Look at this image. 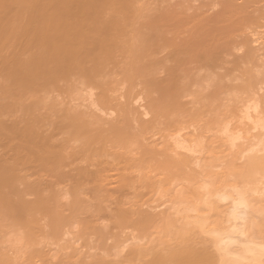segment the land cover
I'll return each instance as SVG.
<instances>
[{"label": "bare ground", "instance_id": "1", "mask_svg": "<svg viewBox=\"0 0 264 264\" xmlns=\"http://www.w3.org/2000/svg\"><path fill=\"white\" fill-rule=\"evenodd\" d=\"M246 1H248V0H246ZM246 1L244 0L243 1L244 4L243 5L240 4L239 9H238V13L242 14L244 16L243 20L246 19L247 15L249 14V16L247 17L248 19H246V21H244V25H246L247 23L250 25L257 23V21H256L257 19L256 20L250 19V16H253L255 18H259L260 20H262L261 22L264 23L263 22L264 21V9H263L264 6L261 5L263 10H261V7L258 6V3L259 4H261L260 2L264 3V0H252L251 4H249ZM150 2H151V0H150ZM256 3H257V5L255 6L254 4H256ZM147 6H148V4L145 0H0V59H1V66L4 67L3 68L4 70H5V68L8 69V74H9L8 80H7V78H6L7 81L5 80L6 83L3 82L4 83L3 86H0L1 87V89H0L1 101L5 98H8V101L6 103L0 104V214H1L2 218L5 219L6 215L8 216V214L6 213V209H5V207H7L9 210L11 209L10 211L7 209V212H9V214L14 212L15 213L14 215H16V217H17V218H15V217L12 218V222H10L9 217H7L8 222L6 223V225H2L3 223H5L6 220L2 221V218L0 219L3 222V223H0L2 225V226L0 225L1 226L0 227V234H1V232L3 233V230L1 228H7V227H8V232H12V236H13V234H15V237H14L15 241L11 245L13 255H11V253L9 255L7 252L4 251V249L2 251L1 246H0V264H10L11 262H13L14 260H16L17 258H19L21 256H22L21 258L23 260H26V258H27L28 262H31V264H34L37 261V259L41 260L40 258H42V260H41L42 264L44 263V260H45V262L48 261L46 259L47 258L49 259L50 257H46L45 259H43V257H42L45 253L42 250L43 248L40 247L42 245H40V242H38L39 240L37 241L38 238L36 239V235L38 232H39L38 233V235H39L41 232L44 231L43 228L46 226L47 223L44 224V227H43V224H41L40 221L43 220L42 217L45 216L46 214L48 217L49 216L53 217V218L51 217V219H48L49 223H50V221L52 223L54 222L55 224L57 222L63 223V221H61L63 217L62 218L61 217L56 218V217H54L55 214H54V216L52 214L54 211H56V213H57V207H61V205H62V204L59 205L60 204L59 198L61 197V195H65L66 198L70 199V200L67 199L68 201L66 202L67 205L70 206V208H76V209L82 208L81 210H79L80 211L79 213H81V212L87 213V211H90V210H88L90 205H88L87 203H89L91 201H95L94 199L98 197V196L96 197V195L107 198V200H108L109 197L111 198L112 196H114L113 194L116 190L123 189L124 192H126L127 190H125V189H128L130 187L131 188L134 187V184L132 182H134L135 179L132 180L131 177H135L134 174L136 173L137 168L140 169V167L144 166V168H142V169H145L148 166L150 168V166L152 165L151 163H148L150 161L149 159L146 160V159H144L143 155L141 156L142 153L140 154L139 150H142V149H138V148H140L138 141H137L138 135H136L135 132L133 133L130 131V134H128L130 137H133L134 143L131 142L130 138H128L129 136L125 135L126 139L123 137L124 133L121 132L122 129L119 128V126H118V122H119L118 119H120V120L125 119L126 123L128 121V123L130 124V122H129L130 119H127V118H130L129 115H131V118H132L131 120H133L134 124L137 123V126L138 125L140 126L143 133H144V131H145V133H147L148 130H150L151 125L153 128L154 127L153 123L154 122L157 123V119L159 120L158 123H161L160 122V118H162L161 116H163L164 114L168 115L169 110L165 113L164 108L162 111V109H160L159 107H158V109H157V107H153V105H155V104H152V107L157 109L156 111L152 110V112H154V114H152L154 116H152L150 114L152 107H151V109H149L150 106L148 107V105H145L146 102L141 101L142 102L141 103L139 101L142 99L141 95H140L141 92L139 93V91L136 92L137 95L135 93H133L134 96L132 95V97H130V95H129L132 92V90L130 93H128L129 91L125 92V94L123 93V91H122V93L120 91V93L122 94V99L124 98V95L126 97V98H124L125 101L123 99L124 102L121 99H120V101H122V102H120L118 96L120 95V98H121V94H119V92H116V90H117L116 83L119 82L120 78L116 81L113 79L114 76L111 79L110 78L111 76L108 77V75H107V78L104 77V81L103 80L101 81L100 77H101V73H103V72H101V70H100L101 73L100 72L95 73L96 70L98 69V67L97 66L95 67V64H94L95 62L92 63L94 61V59H96V57H95L96 54L94 55L95 58L90 59L92 61H90V66H89V68H91L92 67L91 63L93 64V67H95V70L92 67V71L94 70V72L92 73L91 71H89L87 69L89 64L86 65V69H85V67H83L82 71L78 70L77 80L80 79V80H78V84L80 87L81 86L83 87V85L85 84V86H87V88L90 87L92 89V94H95V96L91 97V95H90L91 93H89V91H88V93L90 95V99L89 98H87V99L91 100L92 102L94 100H96V103L94 102L95 106L98 107L99 109H102V110L104 109L106 111V114H105V113H103L104 110H103V112H102V110H99V112L101 111V113H103L101 115L106 116L108 114V112L111 113L113 111V113H111V115L113 114V117H114V114L116 115L115 111L120 110V111H118L119 118L117 115L113 118V119H115L114 123L116 122V118H117L116 124H112V121L109 120L110 117H109V119H104L103 116H102L103 118H101L100 116L99 117L96 116L94 118V120L91 122V124H92L91 125L85 121V117H86L85 112L84 113L81 112V113H79L80 115L75 116L74 114L69 112V108H67L62 114L59 115L58 109L56 108V106L58 105L57 102L55 101L56 99L55 100L50 99L47 96V94H48L47 93L48 83L51 80L56 79L58 77L57 75L62 73L65 67L67 68L68 66L71 65L70 69H69L70 71L68 73H70V72L72 73L73 78L70 80L73 81L72 83H75V81H74L75 72L73 69L74 67H72V64H75L74 62L77 63V61H76L77 56L82 51H84V52L86 51V48L88 46V42L90 40L92 41V39H94L93 36L97 35V34L96 35L91 34L92 35L91 36L90 34L87 33V31L85 32V34H80L79 28L82 29V27H84V29L87 30V28H85V26H88V28H89L90 25H97V27H101V28L107 27V26H109L110 28L112 27V29H108V32L106 30L107 36L105 35V39H104L105 50H106V46L109 49H111V48L113 49V47L115 45V47L113 49L114 51L117 47H118L117 48L118 50L122 51V47L120 45H123V48L125 45L126 51L130 52L129 55L132 56L133 52L136 55V52L134 51L133 48L136 49L137 45H138V47H140L139 42L141 43V39H142V41L144 40L142 38L143 34H144V37L146 39L148 37L145 36V34H147V33L143 29L144 27L139 29L140 31L134 29L133 20L136 21V19L140 20V18H144L147 14V9H148ZM151 6H152V4H151ZM257 6H258V8L255 9V7H257ZM249 8H251V10H249ZM252 9H254L256 11V13L259 12V14L256 15V13H255L256 16L252 15V13H250V11L254 13V10H252ZM75 11H78L80 13L79 15L82 17H80L79 15L77 18H75L74 16L72 17V14ZM247 20H248V22H247ZM249 20H250V22H249ZM164 21H165V19H164ZM251 21L253 22V24ZM136 25H138V24H136ZM250 25H248V27H250ZM260 25H263L262 28H264V24H260ZM148 27L149 26H147V28ZM152 27L153 26L151 25L150 26L151 29L148 28L150 33H151V30L152 31L154 30V29H152ZM256 27L257 26H255V29H254V25H253V31L254 30L257 31ZM244 28H246V26H244ZM89 30L90 29H88V32H89ZM101 31H102V29H101ZM142 31H143V34H142ZM255 31H254V37L252 38V40L249 39L250 41H248V42H247V40L244 42L242 41L243 43H245L244 44L245 46L243 45V47H245L244 48V50H245L244 51L245 61H246L247 56H248V58L250 57L249 55L253 56V57L249 58V61H250L252 58L253 59L255 58L254 55L256 54V52L258 53L260 50H262V51L264 50V48H262V46L264 47V34L261 35L262 33H264V31H262V33H261V30H260V32L258 30L259 34H257V32H256V36H257L256 38H255ZM98 32H99V29H98L97 33ZM246 34H245V36H246ZM251 34H253V33H251ZM115 37L116 38L120 37V38L117 41V40H115ZM150 38L152 39V37H150ZM162 41H165V37H164V39L162 38ZM145 42L147 43V41H145ZM14 43H15L16 47L19 44L18 45L19 47H17V49H16L15 45H13ZM16 43H18V44H16ZM250 43H252V44L257 43L258 45H256L257 47L255 46L254 48H252V46H254V45H251ZM164 44L165 43H163V45ZM96 45H97V43H96ZM134 45H136V47ZM6 46L7 47L11 46V49L13 47H15L17 52L12 49L13 53H11L12 51H10V55L8 52L7 53L8 57H5V54H3L1 51L3 50L2 48H4V47L6 48ZM89 46H90V44H89ZM239 46H241V45H239ZM100 47H101V44H100ZM138 47H137L136 51H138ZM260 47H261V49H260ZM144 48H145V46H144ZM148 48H149V45L146 48L147 52H148ZM240 48H242V47H240ZM97 49H99V47ZM246 49H247V51H246ZM253 49L254 50L256 49L257 51L256 50L253 51ZM101 50H100V52H101ZM105 50H104V52H105ZM146 50L144 49L143 51L146 52ZM87 51H88V49H87ZM92 51H91V53H92ZM262 51H260V53ZM4 52L6 53V49ZM95 53H97V52H95ZM115 53H117V52H115ZM127 53L125 52L126 55H124V57H122V55H121V57L125 58V56H128ZM149 53H150V51H149ZM246 53L248 54L247 56H246ZM252 53L254 55H252ZM93 54H94V51H93ZM110 54H112V53H110ZM113 54H114V52H113ZM143 54H144V52H143ZM263 54L264 53H262V55ZM106 55H108V53ZM262 55L259 54V56H262ZM99 56L100 55H97V57H99ZM209 56H211V54H209ZM259 56L257 55V58ZM59 57H61L62 60H64V59L67 60L68 65L64 64L65 63L64 61H62V64L60 65L59 64V60H60ZM86 57H87V54L85 55V60H86ZM144 57H145V55H144ZM78 58H79V56H78ZM82 58L84 59L83 56H81V59ZM136 58H137V56H136ZM136 58L133 61L136 62ZM173 58H174V56H173ZM176 58H177V56H176ZM81 59L80 60L78 59L80 64L82 63ZM98 59H100V58H98ZM110 59L111 58L109 55V59L106 58V61H108ZM114 59L116 61V57ZM141 59H142V57H141ZM146 59H147V57H146ZM236 59H238V58H236ZM260 59H262V58H260ZM221 60H222V57H221ZM115 61H114V64H116ZM130 61H132L131 57H130ZM137 61H138V59H137ZM88 62H89V58L87 59L86 64ZM112 62H113V60H112ZM127 62H128V60H127ZM83 63H84V60H83ZM235 63H237V61L234 62L233 64H235ZM243 63H244V60H243ZM258 63L261 64V62H259V61H258ZM96 64H98V62ZM230 64H231V62H230ZM249 64L251 65L252 62L250 61ZM75 65L77 66L76 69H78V63ZM216 65H218L217 62H216ZM246 65H247V68L250 67V66H248V63L245 64V67H246ZM106 66L107 65H105V67ZM110 66H112V63ZM116 66L117 65H115V67ZM139 66H140V64H138V68H139ZM209 66H213L212 63L209 64ZM241 66H242V63H241ZM2 67L0 68V70L2 69ZM71 67H72V69H71ZM99 67H100V69H102L103 65H101V66L99 65ZM134 67H135V65H134ZM117 68H118V66H117ZM129 68H130V66H129ZM258 68H261V67H258ZM112 69H114V66L112 67ZM132 69H134V68L132 67ZM147 69H148V67H147ZM150 69H151V67H150ZM108 70L110 71V68H108ZM145 70H146V68H145ZM231 70H232V76L233 77L236 76L237 75L236 70H235V75H233V69H231ZM246 70L247 69H244V73L247 74ZM114 71H116V69ZM250 71H252V70H249L248 73ZM141 72H142V69H141ZM242 72L243 71L241 70V75L239 76V78L242 77ZM253 72H254V69H253ZM256 72L258 73L257 69H255V75H256ZM260 72L262 73L261 69H260ZM230 73H231V71H230ZM244 73H243V76L245 75ZM143 74L145 75L144 72H143ZM153 74L154 73H152V75ZM221 74H223V72H221ZM251 74L249 73V75L247 76V78H245L242 85L243 86L245 85V88L243 87L245 91L246 90L250 91L249 89H251V92L253 93L254 89L257 92V89L260 88V85H259V87L257 86V89H256L257 84H256V82H254V77H255L254 74L252 75L254 77L251 76L253 78L254 84L250 83V80L252 81V78H249V76ZM215 75L216 74L213 73L212 76H215ZM1 76H2V74H1ZM131 76H132V74H131ZM218 76H219V74L217 75V78H218ZM237 77H238V75H237ZM123 78H125V76L122 77V80H123ZM248 78H249V80H248ZM3 79H4V75H3ZM63 79H64V77H63ZM128 79L129 78H125L126 83H124V84H127L130 81V80L128 81ZM136 79H137V76H136ZM236 79L234 78V80H236ZM263 79L264 78L262 77L261 80L263 81V84L261 82V84H262L261 89H263L262 86L264 85ZM70 80H69V82H70ZM122 80L120 79V81H122ZM140 80H141V78H140ZM156 81L158 83H160L157 79H156ZM247 81H248V83L246 85ZM69 82L67 80V83H69ZM131 82H132V80H131ZM166 82L167 81H164V83H166ZM241 82H242V79H240L239 83H241ZM76 83H77V81H76ZM257 83H260V82L257 81ZM124 84L122 83V86ZM136 84H138V82ZM161 84L163 86V83H161ZM236 84H237V87L241 86L240 84L238 86V83H236ZM71 85L72 84L66 86V88H67L66 91L68 93V99L69 98L72 99V97H74L73 94H71L72 93V90L70 89ZM153 85H154V83H153ZM156 85H157V83H156ZM175 85H176V83H175ZM178 85L179 84L177 83L176 86L178 87ZM248 85H250L249 89H247L249 87ZM252 85H254V87ZM74 86H76V85H74ZM120 86L121 85H119V87ZM162 86H161V88H162ZM77 87L78 86H76V88ZM80 87L78 88V90H80ZM124 87H126V86H124ZM130 88H131V83H130ZM164 88H165V86H164ZM241 88H242V86H241ZM52 89H54V88H52ZM73 89H74V87H73ZM149 89H151V85H150ZM175 89H176V87H175ZM175 89H173V91H175ZM179 89H180V86H179ZM179 89H178V91H179ZM95 90H97V91H95ZM135 90H137V88ZM240 90L242 92V89H240V87H239L237 91L240 92ZM81 91H82V89H81ZM51 92L53 93V91H51ZM90 92H91V90H90ZM241 92H240V94H241ZM262 92L264 94L263 90H262ZM126 93L128 94V97L130 98V100L128 98L129 101H131L133 99V100H135L134 102L132 100L133 103H135L137 101L140 104L138 105L136 103L137 104V107H136L134 104L132 106V103H130L129 101L126 102V100H127V96H126L127 94ZM153 93H155L154 88H153ZM58 94H59V92H58ZM83 94L84 93H82V95ZM142 94H143V92H142ZM263 94L262 93L257 94L259 96L262 95L261 97H259V96L257 97V98H259V102L261 100L260 104L257 102L258 106H257V104H254L251 102L253 100V97L250 94V95H246L243 97L246 100L249 98V100H247V101L251 102L252 105L254 104L253 106H250L249 104L246 103V101L245 102L243 101L244 102V107H243V105H241L243 102L239 103V101H238L239 105H236V108H233L234 110L238 109V110H236L237 115L235 114V111H232L233 110L232 109L231 110L232 114H230V113L229 114H223V115H226V116H224L225 118L224 117L222 118L223 115L219 114V116H221V117L219 118L218 122H216L217 118L215 121H214L213 116H212V118H210V122L212 119V123L214 121V123L216 122L215 123L216 126H218L217 130H216V126H215V131H217L218 133L221 134L220 140L222 141L223 140L222 138H224V141H223L224 143L221 142V144H220L221 146H218V147L213 146L215 149H213V151H211L210 155H212V157L207 154L208 151L206 153L207 147L210 146L211 144L207 145L206 143H208L207 142L208 140L206 141L205 137H204L205 138L204 139L203 137H201L198 134L199 132L201 133V131H199V130L206 128L203 126V127H201L202 128L201 129L200 128L201 123L202 122L206 123V121H208V120L206 119L203 121V120H201L203 118L202 117L200 119L201 122H200V120H198L200 122V124L198 125L197 124L198 121L196 119L199 117V115L198 114L195 115L194 113H193V115H194L195 119L193 118L192 120H193V122L195 120L197 121V123L194 122V125H195L194 128H196V126L198 125L199 130H197V128H196L198 133L196 130L195 131L191 130L194 134H192V132H191V134L187 135L190 137L187 138L185 132L187 131L186 129H188V127L185 129L184 128L185 126L179 127L177 125L175 127L176 132L173 131V133H170L171 134L170 137H173V135H174V139L170 138L171 140H173V141H171L172 145L169 142L170 140H168V143L170 145H168L167 140H166L165 146L167 145L166 147H168V146H170V147L166 148L164 146L166 150L165 149L163 150L164 147H162V149H160V148L158 149L159 151L162 150L165 152L167 150H169V148L171 150H173V151L169 150L172 155H173L172 152H175L173 156L171 154H169V155L166 154V155L172 157V158L169 157L170 159H168L167 161H169L173 166H175V168L182 169V172H183V168L186 169L185 167H187V166L192 167L193 166L192 164H194V166H195V167L193 166V168L195 170L197 169L196 174H195L194 169H192V168L188 169L187 168L188 170L192 169L191 171L194 172L193 175H195V177L198 174L197 177L194 179H193V176L191 175L190 178L192 180H190V182H189L190 184H192L191 185L192 188H190V189H191V192L193 193V197H194V193H195V197H194L195 200L194 199L193 200L191 199L189 201L183 200V198H184L183 191L186 194L189 193V192H186L185 189L184 190L182 189L183 190L182 191L179 188V189L175 190L176 192L174 191V193H172L173 192L172 191L171 193L173 194L172 195L173 199H171V200H173V202L175 200V202L173 203L170 200L171 201L170 203H173L172 208L175 207L174 210L172 209L175 212L174 217L178 216V218L175 220L176 217L175 218L173 217L174 219L171 217V219H170L169 217L171 215L168 216V214H167L168 217H166V218L171 223H167L168 221L164 222L166 219L165 220L162 219L161 222L165 223V225H166L165 228H167V226H168V229H170L171 228L170 225L172 224L173 226L171 229H173V230H177V228L179 229V230L175 231L174 234H172V233H171V235L167 234L168 236H170L171 240H172V238H173V240L174 239L178 240V238H181V237L183 238V236H184V238L191 236V237H196L198 239H202V242L205 244L203 256L201 255L203 257L202 258L203 260H202V262L200 261L202 264H261V259L264 258V257H262L261 251H260V245L264 244V240L262 241V239H259L260 237L258 238L259 234H261V233H259L258 236H256L257 233H255V231L258 228L255 230H252V228L256 227V225L254 226V223H256L257 221L258 222L260 221V219L258 220L255 218H257L256 215L260 214L259 211L261 209L258 208V206H260L259 202H260V200H262L261 198H264L263 197L264 196V161L260 157L258 158L259 160L258 159L250 160V158H248L250 161L244 162L246 166L242 165L243 166V167L241 166L242 170H241V168L237 169L239 172H236V170H235L236 168L233 169L234 167L228 165L231 168L226 167L225 170H227V171L223 170L224 171V173L222 174L223 177L222 176L219 177L217 175H216L217 176L216 177L215 176L216 173L214 174V176L211 175L212 169H213L212 167L214 166L213 164L215 163V161L213 162V159H216V157H215L216 154L214 153V155H213L212 152L216 151V148H220L223 146L224 148L226 147L227 150L231 149V151H233L232 149H234L237 146V143H240L242 141L244 143L241 142L242 148H240V150L238 151V154H239V158H241V159L243 158V160L246 158L247 155H249V153L251 154V157H252V155H254V154L263 152L262 151V150H264V148H263V145H264V95ZM138 95H140V96H138ZM143 95H145V94H143ZM155 95H156V93H155ZM158 95H159V93H158ZM198 95H199V93H198ZM233 95H234V92H233ZM243 95H245V94H243ZM160 96H162V95L160 94ZM165 96H166V94H165ZM201 96H202V94H201ZM253 96H254V94H253ZM94 97H95V99H94ZM139 97H140V99H138ZM142 97H143V99H145L144 96H142ZM231 97H232V95H231ZM170 98H172V96H170ZM257 98L254 97L255 100ZM59 99H60V97H59ZM59 99H58V101H59ZM177 99L175 100V97H174L172 99V101L175 103V101H177ZM181 99L182 98H181V94H180L179 101H181ZM195 99H196V97H195ZM233 99H234V97H233ZM233 99H232V104H234ZM244 99H241V101ZM167 100H168V98H167ZM197 100H199V99H197ZM228 100H229V98H228ZM147 101H148V99H147ZM194 101L195 100L193 99V104L196 105V102L194 103ZM199 101H198V104H199ZM202 101H203L202 103H204L203 99H202ZM75 102H76V100H75ZM205 102H208V100L205 99ZM213 102H216V101H213ZM174 103H173V105H175ZM143 104H144V106H146L145 108L143 107ZM193 104L191 101L190 105L192 107H194ZM236 104H237V102H236ZM81 105L82 104H80V106ZM164 105L166 108V104H164ZM169 105H170V103H169ZM213 105H212V107H213ZM222 105L224 106V103H221V106ZM80 106H79V108H80ZM199 106H200V104H199ZM229 106H231V104ZM237 106H239V108ZM91 107L94 109V104L90 105V108ZM203 107H201V108H203ZM216 107H217V105H216ZM240 107H243V108H240ZM139 108H141V109L143 108V110L141 111ZM173 108L175 109V106ZM184 108H185V106H184ZM219 108H220V106H219ZM73 109H74V106H73ZM85 110H86V108H85ZM108 110H110L111 112ZM122 110L129 117H127V118L122 117L121 118L120 115L126 117L124 114H121ZM171 110H172V107H171ZM195 110L199 112V108H198V110L197 109H195ZM208 110H209V108H208ZM78 111H79V109H78ZM188 111L190 113V109ZM188 111H187V113H188ZM193 111H194V108H193ZM203 111H205V108ZM237 111H238V113H237ZM155 112H156V114H155ZM158 112H159L160 117L156 118V115L158 117V114H157ZM212 112H214V110H212ZM221 112H222V110H221ZM44 113H48V114L44 115ZM208 113H211V111H208ZM92 114H93V112H92ZM148 114H150V118H149ZM214 114H216V113H214ZM140 115H141V117L143 115L144 116L147 115L148 118L142 117V119H141L139 117ZM228 115L229 116L234 115L233 118L229 117L232 119V121H236L235 124H234V122L232 123L234 125L229 126V124L231 122L229 124L227 122H225V121H228V122L230 121V120H226L227 119L226 117ZM107 116H110V115H107ZM133 116H136L135 118H138L139 121L137 119L135 120ZM168 117H164L166 122H169ZM145 118H147V120H145ZM164 118H162L163 121H164ZM173 118H174V116H173ZM204 118H206V117H204ZM162 119H161V121H162ZM171 119H172V116H171ZM171 119H170V122H171ZM107 120H109L108 123L110 124V125H108V128H107V131L109 133L108 132L103 133L101 131V129H102V126L104 124H106ZM192 120H190L191 124H193ZM151 121H152V124H150ZM163 121H162V123L165 122V121L164 122ZM174 121L176 123V118L174 119ZM166 122H165V125H167ZM182 122L183 121L181 119V123ZM184 122H186L185 119H184ZM184 122H183V124H184ZM122 123H123V121H122ZM162 123H161V126H162ZM171 123H172L171 125L173 126L174 125L173 122H171ZM177 123H179V125H181L180 122H177ZM217 123H218V125H217ZM120 124H121V122H120ZM206 124H207L206 131H207V129L210 132H211L210 129H212V131H213V124H212V127L210 126L209 122ZM241 125L243 126L242 128H240ZM137 126H135L134 128L138 129ZM232 126H235V130L239 127L237 129V131H239V130L240 131L234 132L232 130V128H233ZM129 127H130V125H129ZM126 128L127 127H125L124 129L126 130ZM131 128H132V126H131ZM140 128H139V130H141ZM157 128H158V126H157ZM180 128H183V130H186L185 132L182 130L185 135L182 134V132L180 131L181 130ZM159 129H160V127H159ZM146 130H147V132H146ZM178 130H179V132H177ZM203 130L205 131V129H203ZM241 131H244L245 135L243 133H241ZM128 132H129V130H128ZM214 132H213V134H214ZM175 133H176V135H175ZM177 133L178 134L180 133V135H179L180 137L178 136ZM138 134H139V132H138ZM140 134H142V133L140 132ZM187 134H188V131H187ZM220 134H218V135H220ZM117 135L118 136L120 135L121 137H123L122 140H120V141L118 140L121 144V145H119V147L122 148L121 149L122 151L124 150L122 158H119V159H122L123 161H121L120 164L118 163L119 165H121L123 167L125 165L124 168L121 167V168H123L122 171L120 170L121 168L119 169L120 166L115 168L117 162L119 161L118 159H116L117 161H115L114 159L109 160L111 157H113V155L112 156L110 155V157L108 159L104 155L105 151L103 153L101 152L104 148L103 149L100 148L101 150H99V151L94 149V145L97 143L105 146L106 145L105 143L107 142L108 139H109V141H111L112 139H115L113 141H116L117 138H115V137ZM149 135H150V133H149ZM153 136H155V135H153ZM160 136H162V135H160ZM175 136H176V138H175ZM184 136H186V137H184ZM202 136H205V134L204 135L202 134ZM181 137L182 138L184 137L185 139L184 138L182 139ZM214 137H215V135H214ZM144 138H146V137H144ZM154 138H156V137H154ZM201 138H203L204 140L202 141ZM217 138H218V136H217ZM139 139H142V135H139L138 140ZM156 140H158V139H156ZM162 140H163V138H162ZM118 141H116L117 144H118ZM144 141H145V139H144ZM205 141H206V143H205ZM140 142H141V140H140ZM136 143L138 144V146L136 145ZM163 143L161 142V146H163ZM204 143H205V145H207L206 149H205ZM212 143H214L213 140H212ZM140 144H142V143H140ZM241 144H240V146H241ZM155 145L156 144H154V146ZM136 146L138 148H136ZM152 146H150V147L154 151L155 147L153 148ZM146 148L149 149V146L144 145V149L148 152L145 151L144 152L145 154L144 153L143 154L145 155V157L148 158L152 155V154L149 155L152 152L150 151V149L148 150ZM136 149L139 152L136 151ZM204 149H205V152H203ZM104 150H106V149H104ZM176 150H178V153H179V151H182L183 153H185V155L182 154V152H181V154L183 156L181 154H178L176 152ZM254 151H256L257 153ZM259 151H261V152H259ZM109 152H110V150H109ZM109 152H106V154L108 153V155H109ZM112 152H114V149ZM227 152L229 154L230 151H226V153ZM135 153L136 154L139 153L138 155H140V156L136 157ZM155 153L156 154L158 153V152H156V149H155V152L153 154L154 157L156 156ZM166 153H168V151ZM223 153H224V151H223ZM124 154H126V155L124 156ZM160 154H164V153L161 152ZM205 154H207L208 157H210V161L208 160L209 158H207ZM219 154L221 155V153H218V155ZM263 154L264 153H262V155ZM166 155H162V156L164 157ZM201 155L204 158L206 157L205 161L208 160L207 161L208 164L205 161L201 160ZM259 155H261V154H259ZM120 156H121V153H120ZM198 156H199L200 160H198L199 159ZM213 156H214V158H213ZM223 156H225V153ZM141 157H143V158H141ZM167 157H165V159ZM249 157H250V155H249ZM256 157H258V156H256ZM211 158H213V159L211 160ZM227 158H229L228 155H227ZM190 159L191 160L193 159L194 161L192 160L193 162L191 163ZM152 160H153V158H152ZM219 160H217V161H219ZM227 161H228V159H227ZM203 162L206 163L205 164L206 166L205 165L203 166L205 168L206 172H208L209 169L211 170V171L209 170L208 175H206L203 172L202 168L199 165V163H201L203 165ZM122 163H124V164H122ZM145 163H148V164H145ZM220 163H221V161H220ZM229 163H230V161H229ZM232 163H233V161H232ZM239 163H238V165H239ZM166 164H167V162H166ZM189 164H191L192 166ZM223 164L224 163H222V165ZM226 164H227V162H226ZM233 164H235V163H233ZM222 165H221V167H222ZM210 166H211V168H210ZM224 166H227V165H223V167ZM162 167L161 168L158 167V168H160L159 169L160 171H161ZM207 167H208V169H207ZM221 167L218 168L216 166L217 170L220 169ZM158 168H156V169L158 170ZM244 168H246V169H244ZM198 169H200V170H198ZM149 170H148V172H149ZM231 170H233V171L235 170L234 171L235 174H232L233 171H231ZM164 171H166V169L165 170L163 169V173H164ZM192 172H191V174H192ZM213 172H216V171H213ZM227 172L231 173L230 177H232V178H229V179H233V181L231 183H225L228 181V180H226V178L228 176ZM225 173H227V174H225ZM129 175H130V179H129ZM180 175H179L178 179H181V177L183 176V175L182 176H180ZM187 175H190V173H188ZM161 176H160V178H161ZM163 176H164V174H163ZM184 177L185 178H183V177L182 178L185 179V181H186V177H188V176H184ZM146 178H148V177H146ZM154 178H156V177H154ZM157 178H158V176H157ZM171 179H170V181H171ZM173 179H174V177H173ZM183 179H181V180H183ZM141 182L144 183L143 180H141ZM148 182H149V180L145 183L148 184ZM240 182H241V184H240ZM130 183H132L131 186H130ZM149 183L152 184V182H149ZM159 183H161V182H159ZM147 184H143V185H147ZM173 184H174V182H173ZM132 185H133V187H132ZM147 186H146V188H147ZM170 186H172V185H170ZM161 188H162V191H164V187L161 186ZM154 189L156 190V188H154ZM145 190H147V189H145ZM152 190H153V188H152ZM167 190L168 189H166V191ZM179 190L181 192H179ZM130 191H132V189ZM143 191H144V189H143ZM133 192H135V188L133 189ZM139 192H138V194H139ZM154 192H156V191H154ZM131 194H134V193L131 192ZM257 194L262 195V196L258 197L259 195L257 196ZM134 195H136V194H134ZM165 195H166V193H165ZM28 196H31V197H28ZM125 196L126 195H124V197ZM145 197H147V196H145ZM170 197L171 196H169V198ZM141 198H142V196H141ZM160 198H162V197H160ZM256 198H257V200L260 199L258 201V204H257ZM153 199L155 200V198H153ZM98 201H99L98 203L94 202V204H93L95 206V208L93 209V212L94 213L98 212L97 215L99 216V213H101V212L105 213L106 212L107 204L105 202L106 205L104 206V203H103L102 199H100V197H99ZM123 201H124V198H123ZM143 201H144V199H143ZM216 201L217 202L220 201V202L225 204V205L223 204L224 206H227L225 208V210H222L223 212L220 211L221 212L220 213L219 211H215L217 209V206H216L217 203H215ZM151 202H150V204H151ZM156 202L157 201H155V203ZM146 203L148 206L149 202L146 201ZM155 203L154 204L152 203V204L155 205ZM135 204L136 203H134V205ZM143 204L145 205V208H146L147 207L146 204L145 203H143ZM143 204L141 201V205H143ZM166 204H168V203H166ZM174 204L176 206H174ZM141 205L138 206V204H137V206H136L137 210L139 208H142V209L138 210L139 213H142L143 212L142 210L144 209V207H142ZM127 206H128V204H127ZM158 206H159V204H157V208H158ZM47 207L49 209H53V208H56V209H54V211L51 210L52 213H51V215H49L50 210H47ZM119 207H120V204H119ZM125 207H126V205H125ZM148 207L151 208L154 206H148ZM260 207L262 208V205ZM3 208H4V210H2ZM155 208H156V206L154 207V209ZM165 208H167V207H164V210H165ZM147 209L152 210L153 208H151V209L146 208V211L149 214H150V212H152L154 215V212H153L154 209L150 212ZM128 211H132V210L129 209ZM191 211L195 214V215H192L193 217L196 216L195 218L191 217V214H193ZM60 212H61V209H60ZM123 212H125V211H123ZM147 212H145V213H147ZM174 212H172V213L174 214ZM183 212L187 213V214H189V212H191L188 215V217L190 216L189 218L193 219V220L187 221L188 217L186 214L183 215ZM41 213H43V215ZM115 213H117V212H115ZM128 213H130V212H128ZM139 213H138V215H142ZM210 213H212L213 215H211ZM217 213L219 214V217H218ZM69 214H70V211H69L68 215ZM87 214H89V213H87ZM143 214H144V212H143ZM149 214H145L146 216L142 215L143 219L145 216V221L146 220L152 221L151 218L155 217L152 214H151V216H152L151 218H150V216L147 217ZM14 215H12V217ZM74 215H76V214H74ZM80 215H82V214H80ZM135 215H137V214H135ZM210 215H211V218L209 217ZM260 215H259V217H260ZM56 216L59 217L57 214H56ZM98 216H96V217L98 218ZM129 216H130V214H129ZM48 217L45 216L44 218L47 219ZM74 217L77 218V215ZM213 217H215L214 220L212 219ZM262 217H263V215H262ZM41 218H42V220H41ZM132 218L134 220L135 217H132ZM183 218H184V220H183ZM114 219L116 221V217ZM140 219H142V218H140ZM178 219L181 221V224L178 223L176 226ZM254 219H255V221H254ZM66 220H67V217H66ZM133 220H131V221L134 223L135 220L134 221ZM71 221L73 222L72 219H71ZM86 221H88V220H86ZM172 221H173V223H172ZM46 222H47V220H46ZM149 222H148V224H149ZM66 223H70V221L69 222L67 221ZM65 224H63V225H65ZM70 224H67V225L69 226ZM97 224H98V222H97ZM179 224H180V227H178ZM130 225H128V226H130ZM259 225H261V222L259 224H257V226H259ZM115 226L118 228L121 227L120 225H117V224ZM137 226L139 227V225H137ZM142 226H143V224H142ZM52 228H53V226H52ZM52 228H51V230H52ZM165 228H162L160 230L163 231V229L165 230ZM136 229H137V227H136ZM181 229L183 230V232H181ZM259 229H263V228L259 227ZM128 230H130V229H128ZM140 230H142V228ZM76 231L77 230L75 229V232ZM78 231L82 233L81 230H78ZM114 231H116V230H114ZM132 231H133V229H132ZM135 231L136 230H134V232ZM162 231H161V233H163ZM45 232H44V234H45ZM57 232L59 233L60 231H57ZM151 232H153V231H151ZM171 232H173V231H171ZM208 232H210L212 234L211 235H205V233H208ZM73 233H74V231H73ZM73 233H71V236L68 235L69 239L72 237ZM85 233H87V231ZM142 233H143V230H142ZM181 233H183V236ZM44 234L42 236H44ZM69 234H70V232H69ZM164 234H166V232ZM46 235H48V234H46ZM57 235H58V237L60 236L59 234H57ZM97 235L101 236V231L100 232L98 231ZM156 235H154V237ZM160 235L165 236L163 234H160ZM133 236H136V235L134 234ZM142 236H143V234H142ZM172 236H174V237H172ZM8 237L10 238L11 236H8ZM137 237H139V236L137 235ZM4 238H5V236H4ZM6 238H7V236H6ZM83 238H85V237L83 236ZM87 238H88V236H87ZM90 238H91V236H90ZM165 238H167V237H162L163 240ZM170 238H168L167 242L171 241V240H169ZM51 239L52 238H50V240ZM130 239L132 240V238H130ZM143 239L146 240V238H143ZM52 240H54V239H52ZM52 240H51V243H53ZM73 240H74V238H73ZM73 240H72V242H73ZM138 240L140 241V239H138ZM150 240H151V237H150ZM163 240H162V242H165ZM8 241H10V240H8ZM83 241H84V239H83ZM91 241H92V239H91ZM144 241H140L139 245L141 246V242L144 243ZM45 242H46V240H45ZM78 242L80 243V241H78ZM78 242H76V243H78ZM129 242H130V240H129ZM153 242H154V240H153ZM188 242H190V241H188ZM3 243H1V245H3ZM127 243H128V241H127ZM158 244H159V242H158ZM88 245H89V243H88ZM86 247H88V246H86ZM124 247H125V245H124ZM138 248L140 249V247H138ZM151 248H153V247H151ZM155 249L157 250V248H155ZM131 250H129V251H131ZM10 251H11V249H10ZM158 251H160V250L158 249ZM91 252H93V251H91ZM83 253L80 251V254L82 256L80 254H79V256H81V258L83 256L85 257V255H86L85 253H87V252L84 253L85 255H83ZM23 254H25V255L27 254L28 256H25ZM169 255L167 257H169ZM24 256L26 258H24ZM35 256L37 259H34ZM79 256H78V259H75V260H84L85 259V258L81 259ZM60 257H61V255H60ZM129 257H131V256H129ZM69 259L71 261L70 257H69ZM162 259H164V258L162 257ZM17 260H19V259H17ZM60 260H61V258H60ZM126 261H127V259H125L124 263ZM41 262L39 261L40 264H41ZM102 262H105V261L98 260V263H102ZM155 262L156 261H154V263ZM39 263H37V264H39ZM92 263L94 264V262H92ZM115 263H116V261H115ZM126 263H128V262H126ZM133 263H135V262H133ZM15 264H16V262H15ZM22 264H23V261H22ZM167 264H169V262Z\"/></svg>", "mask_w": 264, "mask_h": 264}, {"label": "rangeland", "instance_id": "2", "mask_svg": "<svg viewBox=\"0 0 264 264\" xmlns=\"http://www.w3.org/2000/svg\"><path fill=\"white\" fill-rule=\"evenodd\" d=\"M146 2H147V4H148V6H147V14H146V16L144 17V18H140V20H138V19H136V21H134L133 20V23H134V29L135 30H138V31H140L139 29H141L142 27H144L143 29L145 30V32L149 35H147V34H145V36H147L148 38L146 39L145 37H144V34H143V31H142V34H143V41H142V39H141V43L139 42V45H140V47H138V45H137V47H138V51H136V49H137V47H136V45H134L135 47H136V49L135 48H133L134 49V51L136 52V55H135V53L133 52V55L131 56V55H129L130 54V52L129 51H126V49H125V45H124V48H123V45H120L121 47H122V51H120V50H118L117 48L115 49V51L113 50L114 49V47H115V45H114V47H113V49L111 48V49H109L107 46H106V50H105V44H104V39H105V35H106V33L108 32V29H112V27L110 28L109 26H107V27H97V25H90V27L88 28V26H85V28H87V30H85L84 29V27H82V29L81 28H79V33L80 34H85V32L87 31V33L88 34H92V35H96V36H93L94 37V39H92V41L90 40L89 42H88V46H89V44H90V46L88 47L87 46V48H86V51L84 52V51H82L78 56H79V58H78V56H77V63H78V69H76L77 68V66L75 65V64H77L76 62H74L75 64H72V67H74L73 69H74V72H75V76H74V81H75V83H72L73 81H71L70 79H72L73 78V75H72V73L70 72V73H68L70 70V66H68L67 68L65 67L64 68V70H63V72L62 73H60V74H58L57 76V78L56 79H54V80H51L49 83H48V87H47V96L50 98V99H56L55 101L57 102V106H56V108L58 109V114L60 115V114H62L67 108H69V112H71L72 114H74L75 116H78V115H80L79 113H81V112H85V115H86V117H85V121L86 122H88L89 124H91V122L94 120V118L96 117V116H100L101 118H103L104 117V119H109V117H110V119L109 120H111L112 121V124H116L117 123V118H116V122L114 123V120L115 119H113L116 115L118 116V111H120V110H118V111H115L116 112V115L114 114V117H113V114L111 115V113H113V111L111 112L110 110H108V111H110L111 113H109L108 112V114L107 115H110V116H105V115H101V114H103V113H105L106 114V111L104 110V112H103V110L102 109H99L98 107H96L95 106V103H96V100H94L93 102L91 101V100H89L90 99V95H91V97L92 96H95V94H92V89L90 88V87H88L87 88V86H85V84L83 85V87L81 86H79V84H78V80H80V79H78L77 80V77H78V70L79 71H82L83 70V67H85V69H86V65H88V70L89 71H91L92 73L94 72V70H95V67L97 66L98 67V69L96 70V72L95 73H99L100 72V70H101V72H103V73H101V81L103 80L104 81V77H106L107 78V75H108V77L109 76H111L110 78L112 79V77L114 76V80H118L119 78L122 80V77H124L125 76V78H129L128 79V83L127 84H124V83H126V80H125V78H123V80L122 81H120V79H119V82H117L116 83V88H117V90H116V92H119V94H121L122 93V91H123V93L125 94V92H127V91H129L128 93H130L131 92V90H132V92L129 94L130 95V97H132V95L134 96V94L133 93H135L136 94V92H138L139 91V93L141 92V100H139L140 102L142 101H144V102H146L145 103V105H148V107H149V109H151V107H152V104H155V105H153V107H157V109H158V107L160 108V109H162V111H163V108H164V110H165V113L168 111V115H166V114H162L164 117H168L167 119L169 120V122H166L165 121V118L163 117V116H161L162 118H164V121L167 123V125H165V122L163 121V119L162 118H160V122L162 123V121L164 122V123H162V126H161V123H158L159 122V120L157 119V123L156 122H154L153 123V125H154V127L152 128V125H151V128H150V130H148V132H147V130H146V132L147 133H145V131H144V133H143V131H142V129L140 128V126L138 125L137 126V123H135L134 124V122H133V120H131L132 118H131V115H129L130 116V118H127V117H129V116H127V114H125L124 112H123V110H122V113L121 114H124L126 117H124V116H122V115H120V117L122 118H127V119H130L129 120V122H130V124L128 123V121H127V123H126V121H125V119L123 120H120V119H118L119 120V122H118V126H119V128H121L122 129V131L121 132H123L124 134V138L126 139V136H129L128 134H130V131L131 132H135L136 133V135H138V138H139V135H142V139H139L138 140V138H137V141H138V144H139V147L140 148H138L137 146H138V144L136 143V148H138V149H142V150H139L140 151V154H141V156L143 155L144 156V159H146V160H150L148 163H151L152 165L150 166V168H149V166L148 167H146L145 169H142V168H144V166L143 167H140V169H138L137 168V170H136V173L134 174V176L135 177H131L132 178V180H134V182H132L133 184H134V187H133V185H132V187L133 188H128V189H125V190H127L126 192H124V190L123 189H120V190H116L115 192H114V196H112L111 198L109 197V199L107 200V198H104V197H101V196H99V195H96V197L97 198H95L94 200L95 201H91V202H89V203H87L88 205H90L89 206V209L88 210H90V211H87V213H89V214H87L86 212L85 213H79L80 211L79 210H81L82 208H70V206H68L67 205V201L68 200H70L69 198H66V196L65 195H61V197L59 198L60 200V204L59 205H61V207H57V213H56V211H54V209H56V208H53V209H49L48 207H47V210H50V214L49 215H51V210L52 211H54L52 214H53V216H54V214H55V216L54 217H56V218H62V220L61 221H63V223H59V222H57L56 224L53 222H51L50 221V223H49V220L48 219H51V217L52 216H47V214L45 215L46 217H48L47 219L46 218H44L45 216H43L42 218H43V220H42V218H41V220L43 221H40V223L41 224H43V227H44V224H46V228L44 227L43 229H44V231L43 232H41L39 235H38V233H37V235H36V239H37V241L38 242H40V245H42V246H40V247H42L43 249V252L45 253L42 257H43V259H45L46 257H50L49 259L47 258L46 260H48V261H46L45 262V260H44V263L43 264H93L92 262H94V264H125L126 262H128V263H126V264H167L168 262H169V264H202L201 262H202V256H203V253H204V246H205V244L202 242V239H198V238H196V237H186V238H184V236H183V233H181L182 234V236H183V238L181 237V238H178V240H173V238H172V240H171V238H170V236H168V235H171V233L172 234H174V232L175 231H177V230H179L177 227V230H173V229H171L172 228V224L170 225V229H168V226H167V228H165L166 227V225H165V223H162L161 222V220L163 219V220H165L164 222H166V221H168L167 220V218L166 217H168V216H170L169 218L171 219V217L173 218L174 217V215H175V212L173 211L174 210V208H172V205H173V203L175 202V200H174V202H173V200H171V199H173V197H172V193H174V191L175 190H177V189H185V191L186 192H189L188 194H186V193H184V191H183V194H184V198H183V200L184 201H189V200H195V193H194V197H193V193L191 192V189L190 188H192L191 187V185L192 184H190L189 182H190V180H192L190 177H191V175L193 176V179L194 178H196L197 177V175H196V177H195V175H193L194 174V172H195V174H196V170L193 168V166H194V164H189V165H191L192 167H185L186 169H184L183 168V172H182V169H179V168H175V166H173L169 161H167L168 159H170V158H172L171 156H168L169 154H171L170 153V151H173V150H171L170 148H169V150H167L168 151V153H166L165 151H162V150H160L162 153H164V154H160L161 152L158 150L159 148L160 149H162V147H164L165 146V144H166V140H167V143H168V140H170L169 142H170V144H171V141H173V140H171L172 138L174 139V135H173V137H170L171 136V134L170 133H173V131H175V127L178 125L179 127L180 126H182V127H184L185 129L188 127V129H186L187 131H188V134H187V131L186 130H183V128H180L179 130L182 132V134L183 135H185L186 134V136L187 135H189V134H191V132L192 131H195L196 130V128H197V130H199L198 129V125L200 124V122H201V120H208V121H206V123H208L209 122V124H210V126L212 127V124H213V131H212V129H210L211 130V132L207 129V131H206V128H207V124L206 123H204V122H202L201 123V126H200V128L201 127H206V128H203V129H205V131L202 129V130H199V131H201V133L199 132L198 133V131H197V133L201 136V137H205L206 138V141L208 142V143H206V141H205V143L207 144V145H210V146H208L207 147V145H205V143H204V145H205V149H206V147H207V149H206V153H207V151H208V155L209 156H211L212 157V155H210L211 154V151H213V149H215L214 147H218V146H221L220 144H221V142H223L224 141V138H222L223 140L221 141L220 140V136H221V134L220 133H218L217 131H215V126H216V122H218V120H219V118L221 117V116H219V114L221 115H223V114H232V112H231V110L233 109V108H236V105H239L238 104V101H239V103H241V102H245L246 101V103L247 104H249L250 106H253L254 104H257V102L260 104V102H261V100H260V102H259V98H257L259 95H257V94H263V92H262V90L264 91V85L262 86V88L263 89H261V85L263 84V81L261 80L262 79V77L264 78V54L262 55V53H264L262 50H260L261 49V47H260V51H262L261 53H260V51L257 53L256 52V54L259 56V54L260 55H262V56H259L258 58H257V55L255 56L253 53H252V55H254V59L252 60H250L251 62H252V64L250 65L249 63H250V61H249V58H251V57H253V56H251V55H249L250 57L248 58V52L246 53V61H245V58H244V48L245 47H243V45L245 44V43H243L244 41H246L247 40V42L248 41H250V40H252V38L254 37V31H253V25H254V29H255V26H257L256 27V30L257 31H255V38L257 37L256 36V32H257V34H259L258 33V30H259V32H260V30H261V33H262V31H264V28H262L263 27V25H260V24H264V23H262L261 21L262 20H260L259 18H255V17H253V16H250V19H257L256 21H257V23L256 24H253V22H252V24L253 25H250V24H246V25H244V21H246V19H248L247 17L249 16V14L247 15V17H246V19H244L243 20V18H244V16L242 15V14H239L238 13V9H239V6H240V4L241 5H243L244 4V0H151V2H150V0H145ZM246 1V0H245ZM252 0H248V1H246V2H248L249 4H251L252 2H251ZM261 4H259L258 3V6H260L261 7V10H263L262 9V6H264V3H262V2H260ZM151 4H152V6H151ZM247 4V3H246ZM255 6L257 5V3L256 4H254ZM262 5V6H261ZM258 6L257 7H255V9L256 8H258ZM249 10H251V8H249ZM252 10H254V9H252ZM249 12V11H248ZM247 12V13H248ZM250 13H252V15H254V16H256V15H258L259 14V12H257L256 13V11L254 10V13L253 12H251L250 11ZM255 13H256V15H255ZM80 13L78 12V11H75L73 14H72V17L74 16L75 18H77L78 17V15H79ZM251 15V14H250ZM80 16V15H79ZM80 17H82V16H80ZM160 19V20H159ZM164 19H165V21H164ZM259 19V20H258ZM148 20V21H147ZM152 20V21H151ZM162 20V21H161ZM141 21V22H140ZM164 21V22H163ZM255 21V22H256ZM247 22H248V20H247ZM249 22H250V20H249ZM264 22V21H263ZM138 24V25H136V24ZM153 23V24H152ZM180 23V24H179ZM243 23V24H242ZM246 23V22H245ZM142 24V25H141ZM150 24V25H149ZM156 24V25H155ZM164 24V25H163ZM146 25V26H145ZM153 26L152 27V29H154L153 31L151 30V33H150V31H149V29L148 28H150V26ZM248 25H250V27H248ZM147 26H149L148 28H147ZM244 26H246V28H244ZM140 27V28H139ZM157 27V28H156ZM259 27V28H258ZM99 29V32L97 33V31H98V29ZM156 28V29H155ZM164 28V29H163ZM88 29H90L89 30V32H88ZM101 29H102V31H101ZM151 29V28H150ZM177 29V30H176ZM243 29V30H242ZM250 31H249V30ZM106 30H107V32H106ZM246 30V31H245ZM248 31V32H247ZM253 31V32H252ZM154 32V33H153ZM244 32V33H243ZM102 33V34H101ZM153 33V34H152ZM243 33V34H242ZM247 33V34H246ZM249 33V34H248ZM251 33H253V34H251ZM101 34V35H100ZM155 34V35H154ZM241 34V35H240ZM245 34H246V36H245ZM264 33H262L261 35H263ZM91 35V36H92ZM154 35V36H153ZM253 35V36H252ZM99 36V37H98ZM102 38H101V37ZM107 36V35H106ZM158 36V37H157ZM150 37H152V39L150 38ZM164 37H165V41H162V38L164 39ZM119 38L120 37H118V38H116L115 37V40H119ZM168 40H167V39ZM254 38V39H255ZM103 39V40H102ZM161 39V40H160ZM250 39V40H249ZM99 41V42H98ZM145 41H147V43L145 42ZM243 41V42H242ZM242 42V43H241ZM252 42V41H251ZM94 43V44H93ZM96 43H97V45H96ZM163 43H165L164 45H163ZM16 44H18V43H16ZM100 44H101V47H100ZM104 44V45H103ZM135 44V43H134ZM138 44V43H137ZM251 45H254V46H252V48H254L256 45H258L257 43L255 44V43H250ZM13 45H15V43L13 44ZM19 45V44H18ZM17 45V47H19ZM92 45V46H91ZM99 45V46H98ZM147 45V46H146ZM148 45H149V48H148V52H147V50H146V48L148 47ZM239 45H241V46H239ZM12 46V45H11ZM11 46L9 47H7L6 46V48L4 47V48H2L3 50L1 51L3 54H5V57H8V55H7V53L9 52V55H10V51H12L11 53H13V50H15L16 52H17V47H16V45H15V47H16V49H15V47H13L12 49H11ZM144 46H145V48H144ZM239 46V47H238ZM245 46V45H244ZM99 47V49H97ZM240 47H242V48H240ZM257 47V46H256ZM11 50H10V49ZM127 48V47H126ZM239 48V49H238ZM259 48V47H258ZM262 48H264L263 46H262ZM5 49H6V53L4 52L5 51ZM87 49H88V51H87ZM94 51V54H93V51ZM102 49V50H101ZM146 50V52L145 51H143V50ZM242 49V50H241ZM19 50V49H18ZM100 50H101V52H100ZM104 50H105V52H104ZM256 50V49H255ZM254 49H253V51H255ZM91 51H92V53H91ZM149 51H150V53H149ZM221 51V52H220ZM246 51H247V49H246ZM257 51V50H256ZM95 52H97V53H95ZM113 52H114V54H113ZM115 52H117V53H115ZM125 52L127 53V55L128 56H125V58H122V57H124V55H126L125 54ZM143 52H144V54H143ZM252 52V51H251ZM15 53V52H14ZM103 53V54H102ZM108 53V55H106ZM110 53H112V54H110ZM123 53V54H122ZM2 54V55H3ZM87 54V57H86V60H85V55ZM96 54V55H95ZM139 54V55H138ZM209 54H211V56H209ZM94 55H95V57H96V59H94V61L92 62V63H94L95 64V67H93V64L91 63V65H92V67H93V71H92V67L91 68H89V66H90V61H92V60H90L91 58H95L94 57ZM97 55H100L99 57H97ZM109 55H110V58L113 60V62H112V60L110 59V60H108V61H106V58H108L109 59ZM121 55H122V57H121ZM144 55H145V57H144ZM153 55V56H152ZM241 55V56H240ZM81 56H83L84 57V59L82 58L81 59ZM116 57V61H115V57ZM136 56H137V58H136ZM173 56H174V58H173ZM176 56H177V58H176ZM130 57H131V60L132 61H130ZM140 59H139V58ZM141 57H142V59H141ZM146 57H147V59H146ZM221 57H222V60H221ZM60 58V60H59V64L61 65L62 64V61H64L65 63L64 64H67L68 62H67V60H62L61 59V57H59ZM89 58V62L86 64V62H87V59ZM98 58H100V59H98ZM118 58V59H117ZM129 58V59H128ZM136 58V62L135 61H133L134 59ZM236 58H238V59H236ZM248 58V59H247ZM260 58H262V59H260ZM78 59L80 60L81 59V64H80V62L78 61ZM121 59V60H120ZM128 60V62H127V60ZM137 59H138V61H137ZM236 59V60H235ZM83 60H84V63H83ZM227 60V61H226ZM242 60V61H241ZM243 60H244V63H243ZM114 61L116 62V64H114ZM119 61V62H118ZM130 61V62H129ZM237 61V63H235V64H233L234 62H236ZM258 61L259 62H261V64H259L258 63ZM98 62V64H96ZM122 62V63H121ZM135 62V63H134ZM138 62V63H137ZM216 62H217V64L218 65H216ZM222 62V63H221ZM229 62V63H228ZM230 62H231V64H230ZM111 63H112V66H110L111 65ZM125 63V64H124ZM153 63V64H152ZM212 63V65L213 66H209V64H211ZM215 63V64H214ZM241 63H242V66H241ZM248 63V66H250V67H248L247 68V65H246V67H245V64H247ZM84 64V65H83ZM132 64V65H131ZM138 64H140V66H139V68H138ZM163 64V65H162ZM207 64V65H206ZM68 65V64H67ZM80 65V66H79ZM99 65L101 66V65H103V67H102V69H100V67H99ZM105 65H107L106 67H105ZM115 65H117L118 66V68H117V66L115 67ZM126 65V66H125ZM134 65H135V67H134ZM137 65V66H136ZM157 65V66H156ZM205 65V66H204ZM244 65V66H243ZM114 66V69H112V67ZM121 66V67H120ZM125 66V67H124ZM129 66H130V68H129ZM204 66V67H203ZM208 66V67H207ZM215 66V67H214ZM234 66V67H233ZM2 66H1V59H0V68H1ZM72 67H71V69H72ZM105 67V68H104ZM132 67L134 68V69H132ZM147 67H148V69H147ZM150 67H151V69H150ZM254 67V68H253ZM258 67H261V68H258ZM4 67H2V69L0 70V76H1V74H2V76L0 77V86H3V84L4 83H6L5 82V80H6V78H7V80H8V77H9V74H8V69H6L5 68V70L3 69ZM108 68H110V71L108 70ZM145 68H146V70H145ZM104 69V70H103ZM116 69V71H114ZM132 69V70H131ZM141 69H142V72H141ZM211 69V70H210ZM231 69H233V75H235V70H236V73H237V75H238V77H237V75L236 76H232V70ZM239 69V70H238ZM244 69H247L246 71H247V74L246 73H244ZM253 69H254V72H253ZM255 69H257V71H258V73L256 72V75H255ZM260 69H261V71H262V73L260 72ZM125 70V71H124ZM139 70V71H138ZM241 70L243 71L242 72V77L241 78H239V76L241 75ZM249 70H252V71H250L249 73L251 74L250 76H249V78H252V77H254V82H256V89H257V86L259 87V85H260V88H258L257 89V92H256V90L254 89V91H253V93L251 92V89H249L250 88V85H248L249 87L247 88V89H249L250 91H248V90H244V88H245V85L243 86L242 84H243V82H244V80H245V78H247V76L249 75V73H248V71ZM230 71H231V73H230ZM120 72V73H119ZM123 72V73H122ZM133 72V73H132ZM136 72V73H135ZM143 72L145 73V75L143 74ZM221 72H223V74H221ZM119 73V74H118ZM139 73V74H138ZM152 73H154L153 75H152ZM213 73L214 74H216L215 76H212L213 75ZM225 73V74H224ZM243 73L246 75H244L243 76ZM71 74V75H70ZM130 74V75H129ZM131 74H132V76H131ZM147 74V75H146ZM219 74V76H218V78H217V75ZM221 74V75H220ZM254 74V76H252ZM3 75H4V79H3ZM7 75V76H6ZM104 75V76H103ZM210 75V76H209ZM66 76V77H65ZM103 76V77H102ZM136 76H137V79H136ZM144 76V77H143ZM212 76V77H211ZM252 76V77H251ZM63 77H64V79H63ZM134 77V78H133ZM141 78V80H140V78ZM223 77V78H222ZM66 78V79H65ZM139 78V79H138ZM144 78V79H143ZM234 78L236 79V80H234ZM249 78H248V80H249ZM76 79V80H75ZM156 79L160 82V83H158L157 81H156ZM240 79H242V82L241 83H239L240 82ZM4 80V81H3ZM6 80V81H7ZM61 80V81H60ZM67 80H68V82H69V80H70V82L69 83H67ZM131 80H132V82H131ZM138 80V81H137ZM140 80V81H139ZM239 80V81H238ZM259 81L260 83H257V81ZM264 80V79H263ZM76 81H77V83H76ZM135 81V82H134ZM152 81V82H151ZM164 81H167L166 83H164ZM177 81V82H176ZM4 82V83H3ZM66 82V83H65ZM138 82V84H136ZM142 84H141V83ZM148 82V83H147ZM254 82H253V78H252V81L250 80V83H253L254 84ZM261 82H262V84H261ZM122 83L124 84L123 86H122ZM130 83H131V88H130ZM153 83H154V85H153ZM156 83H157V85H156ZM161 83H163V86H162V84ZM171 83V84H170ZM175 83H176V85H177V83L179 84L178 85V87L175 85ZM236 83H238V86H239V84L242 86V88H241V86H239L240 87V89H242V92H241V90H240V92H241V94H240V92H238L237 90H238V88L239 87H237V84ZM247 83H248V81L246 82V85H247ZM249 83V84H250ZM70 84H72L71 86H70V89L72 90V93L71 94H73V96L74 97H72V99H68V93H67V88H66V86H68V85H70ZM78 84V85H77ZM136 84V85H135ZM74 85H76V86H78L77 88H76V86H74ZM119 85H121L120 87H119ZM138 85V86H137ZM150 85H151V89H149V87H150ZM236 85V86H235ZM124 86H126V87H124ZM134 86V87H133ZM137 86V87H136ZM161 86H162V88H161ZM164 86H165V88H164ZM170 88H169V87ZM176 87V89H175V87ZM179 86H180V89H179ZM253 87H254V85H252ZM251 86V87H252ZM73 87H74V89H73ZM80 87V90H78V88ZM133 87V88H132ZM156 87V88H155ZM244 87V88H243ZM252 87V88H253ZM52 88H54V89H52ZM90 88V89H89ZM126 88V89H125ZM137 88V90H135ZM153 88H154V91H155V93H156V95H155V93H153ZM0 89H1V87H0ZM56 89V90H55ZM63 89V90H62ZM81 89H82V91H81ZM125 89V90H124ZM144 89V90H143ZM173 89H175V91H173ZM178 89H179V91H178ZM235 89V90H234ZM78 92H77V91ZM90 90H91V92H90ZM51 91H53V93L51 92ZM81 91V92H80ZM84 91V92H83ZM88 91H89V93H91L90 95H89V93H88ZM95 91H97V90H95ZM120 91H121V93H120ZM145 91V92H144ZM151 91V92H150ZM182 91V92H181ZM236 91V92H235ZM58 92H59V94L61 95H59L58 94ZM115 92V93H116ZM142 92H143V94H145V95H143L142 94ZM233 92H234V95H233ZM249 92V93H248ZM260 92V93H259ZM63 93V94H62ZM82 93H84L83 95H82ZM95 93V92H94ZM158 93H159V95H158ZM189 93V94H188ZM198 93H199V95H198ZM238 93V94H237ZM0 94H1V92H0ZM51 94V95H50ZM66 94V95H65ZM118 94V93H117ZM116 94V95H117ZM118 94V95H119ZM127 94V93H126ZM160 94L162 95V96H160ZM165 94H166V96H165ZM172 94V95H171ZM180 94H181V101H179V99H180ZM194 96H193V95ZM201 94H202V96H201ZM243 94H245V95H243ZM252 95V97H253V100L251 101L252 103H254L253 105L251 104V102H249V101H247V100H249V98L246 100V99H244V97L243 96H246V95ZM253 94H254V96H253ZM50 95V96H49ZM53 95V96H52ZM137 95V94H136ZM135 95V96H136ZM140 95H138V96H140ZM198 95V96H197ZM231 95H232V97H231ZM257 95V96H256ZM264 95V94H263ZM64 96V97H63ZM127 96V100H126V102L127 101H129L130 100V98L128 97V94L126 95ZM142 96H144V98L145 99H143V97ZM170 96H172V98H170ZM178 96V97H177ZM262 96V95H261ZM261 96H259V97H261ZM54 97V98H53ZM59 97H60V99H59ZM78 97V98H77ZM119 97V101H120V99L123 101V99L124 98H126L125 97V95H124V98L122 99V94H121V98H120V95L118 96ZM168 98V100H167V98ZM175 97V100L177 99V101H175V103L172 101V99ZM194 97V98H193ZM195 97H196V99H195ZM200 97V98H199ZM233 97H234V99H233ZM251 97V98H252ZM254 97L255 98H257L256 100L254 99ZM75 98V99H74ZM87 98H89V99H87ZM128 98H129V100H128ZM195 100L194 101V103L196 102V105H194L193 104V99ZM206 100H208V102H205V99ZM220 98V99H219ZM228 98H229V100L231 101H229L228 100ZM233 99V102H234V104H232V99ZM58 99H59V101H58ZM94 99H95V97H94ZM138 99H140V97L138 98ZM147 99H148V101H147ZM155 99V100H154ZM170 99V100H169ZM197 99H199V100H197ZM202 99L204 100V103H202L203 101H202ZM241 99H244V100H242L241 101ZM75 100H76V102H75ZM93 100V99H92ZM133 100V99H132ZM132 100L131 101H129L130 103H132V106H133V104L137 107V104L139 105L140 103H138L137 101L135 102V103H133L135 100H133V102H132ZM197 100V101H196ZM8 101V98H5V99H3L2 101H1V99H0V104H4V103H6ZM72 101V102H71ZM122 101H120V102H122ZM124 101H125V99H124ZM123 101V102H124ZM183 101V102H182ZM191 101H192V104L194 105V107H192L190 104H191ZM198 101H199V104H200V106H199V104H198ZM213 101H216V102H213ZM218 101V102H217ZM237 102V104H236V102ZM70 102V103H69ZM74 102V103H73ZM80 102V103H79ZM83 102V103H82ZM95 102V103H94ZM141 102V103H142ZM158 102V103H157ZM228 102V103H227ZM244 102L241 104V105H243V107H244ZM249 102V103H248ZM91 103V104H90ZM137 103V104H136ZM149 103V104H148ZM169 103H170V105H169ZM173 103L175 104V105H173ZM179 103V104H178ZM221 103H224V106L222 105L221 106ZM231 104V106H229L230 104ZM74 104V105H73ZM78 104V105H77ZM80 104H82L81 106H80ZM94 104V109L91 107L90 108V105H93ZM164 104H166V108H165V105ZM181 104V105H180ZM185 104V105H184ZM203 104V105H202ZM214 104V105H213ZM220 104V105H219ZM169 107H168V106ZM189 105V106H188ZM206 105V106H205ZM212 105H213V107H212ZM216 105H217V107H216ZM246 105V104H245ZM73 106H74V109H73ZM79 106H80V108H79ZM172 107V110H171V107ZM175 106V109L173 108ZM182 106V107H181ZM184 106H185V108H184ZM188 106V107H187ZM204 106V107H203ZM219 106H220V108H219ZM257 106H258V104H257ZM135 107V108H136ZM143 107L145 108L146 106H144V104H143ZM152 107V109H151V112H152V110L153 111H156L157 109H155V108H153ZM190 107V108H189ZM201 107H203V108H201ZM215 107V108H214ZM223 107V108H222ZM238 108H239V106H237ZM243 107H240V108H243ZM72 108V109H71ZM85 108H86V110H85ZM91 110H90V109ZM178 108V109H177ZM193 108H194V111H193ZM198 108H199V112L198 111H196L195 109H197L198 110ZM204 108H205V111H203L204 110ZM207 108V109H206ZM208 108H209V110H208ZM214 108V109H213ZM217 108V109H216ZM259 108V107H258ZM78 109H79V111H78ZM141 111L143 110V108L141 109V108H139ZM148 109V108H147ZM146 109V110H147ZM190 109V113H189V110ZM201 109V110H200ZM73 110V111H72ZM81 110V111H80ZM99 110H102V112L103 113H101V111L99 112ZM185 110V111H184ZM188 111V113H187V111ZM212 110H214V112H212ZM221 110H222V112H221ZM230 110V111H229ZM236 110H238V109H233L232 111H235V114H236ZM240 110V109H239ZM145 111V110H144ZM159 111V110H158ZM208 111H211V113H208ZM218 111V112H217ZM92 112H93V114H92ZM114 112V113H115ZM150 112V114L152 115V114H154V112H152L151 113ZM160 112V111H159ZM159 112L157 113L158 114V117H157V115H156V118H159L160 116H159ZM204 112V113H203ZM206 112V113H205ZM100 113V114H99ZM162 113V112H161ZM193 113L195 114V115H199V117L196 119L197 121L198 120H200L202 117V119L200 120V122L198 121V123H197V121L195 120L194 122L195 123H197L198 125L196 126V128H194L195 127V125H194V122H193V118H194V115H193ZM214 113H216V114H214ZM237 113H238V111H237ZM43 114V113H42ZM48 113H44V115H47ZM150 114H148L149 115V118H150ZM155 114H156V112H155ZM188 115V116H187ZM201 115V116H200ZM237 115V114H236ZM103 116V117H102ZM112 116V117H111ZM152 116H154V115H152ZM171 116H172V119H171ZM173 116H174V118H173ZM183 116V117H182ZM212 116H213V118H214V121L216 120V118H217V121L214 123V121H213V123H212V119H211V122H210V118H212ZM224 116H226V115H223L222 116V118L224 117ZM45 117V116H44ZM134 117V119L136 120H138V118H135L136 116H133ZM141 119H142V117L144 118V117H147V115L146 116H142L141 117V115L139 116ZM189 117V118H188ZM204 117H206V118H204ZM229 117H234V115H228L226 118V120H230L229 122L228 121H225V122H227L228 124H229V126H231V125H234L235 124V122L236 121H232V119L231 118H229ZM118 118H119V116H118ZM148 118V117H147ZM147 118H145V120H147ZM152 118V117H151ZM176 118V123H175V121H174V119ZM209 118V119H208ZM225 118V117H224ZM103 119V120H104ZM161 119H162V121H161ZM170 119H171V122H173V126L171 125L172 123L170 122ZM181 119H182V121L184 122V119H185V121L186 122H184V124H183V122L181 123ZM192 120V122H193V124H191V122H190V120ZM195 119V118H194ZM236 119V118H235ZM109 120H107V122H106V124L109 122ZM134 120V121H135ZM178 120V121H177ZM180 120V121H179ZM225 120V119H224ZM122 121H123V123H122ZM139 121V120H138ZM120 122H121V124H120ZM177 122H180L181 123V125H179V123H177ZM190 122V123H189ZM234 122V124H232ZM106 124H104L103 126H102V129H101V131L103 132V133H107L108 131H107V128H108V125H110L109 123L106 125ZM150 124H152V121H151V123ZM159 124V125H158ZM183 124V125H182ZM204 124V125H203ZM92 125V124H91ZM129 125H130V127H129ZM137 126L138 127V129L137 128H134L135 126ZM193 127H192V126ZM206 125V126H205ZM217 125H218V123H217ZM131 126H132V128H131ZM157 126H158V128H157ZM191 126V127H190ZM123 127V128H122ZM125 127H127L126 128V130L124 129ZM159 127H160V129H159ZM209 127V126H208ZM217 127L218 126H216V130H217ZM233 128H232V130L235 132V131H237V129L239 128H237L236 130H235V126H232ZM237 127V126H236ZM243 126L241 125V127L240 128H242ZM131 128V129H130ZM139 128L141 129V130H139ZM178 128V127H177ZM231 128V127H230ZM134 129V130H133ZM149 129V128H148ZM164 129V130H163ZM128 130H129V132H128ZM179 130L177 131V132H179ZM185 132V134H184V132ZM192 130V131H191ZM242 130V129H241ZM150 131V132H149ZM158 131V132H157ZM161 131V132H160ZM166 131V132H165ZM216 133H215V132ZM240 131V130H239ZM239 131H237V132H239ZM128 132V133H127ZM138 132H139V134H138ZM140 132L142 133V134H140ZM152 132V133H151ZM154 132V133H153ZM176 132V131H175ZM209 132V133H208ZM213 132H214V134H213ZM109 133V132H108ZM126 133V134H125ZM149 133H150V135H149ZM241 133H245L244 131H241ZM240 133V134H241ZM178 134V133H177ZM192 134H194L193 132H192ZM202 134L204 135L205 134V136H202ZM218 134H220V135H218ZM242 134V135H243ZM253 134V133H252ZM126 135V136H125ZM153 135H155V136H153ZM158 135V136H157ZM160 135H162V136H160ZM175 135H176V133H175ZM180 135V133L178 134V136ZM182 135V136H183ZM208 135V136H207ZM214 135H215V137H214ZM245 135V134H244ZM243 135V136H244ZM120 136V135H119ZM118 135L115 137V138H117L116 139V141H120V140H122V138L123 137H119ZM165 136V137H164ZM168 138H167V137ZM177 136V137H178ZM186 136H184V137H186ZM217 136H218V138H217ZM144 137H146V138H144ZM154 137H156V138H154ZM180 137V136H179ZM183 137V138H184ZM188 137H190V136H187V138ZM120 138V139H119ZM128 138H130V140H131V142H133V137H128ZM150 138V139H149ZM162 138H163V140H162ZM171 138V139H170ZM175 138H176V136H175ZM182 138V137H181ZM182 138V139H183ZM186 138V139H187ZM203 138H201L202 139V141L205 139H203ZM208 138V139H207ZM144 139H145V141H144ZM156 139H158V140H156ZM161 139V140H160ZM180 139V138H179ZM185 139V138H184ZM113 140H115V139H112L111 141H109V139L107 140V142L105 143L106 145L105 146H103V145H100L99 143H97V144H95L94 145V149L95 150H97V151H99V150H101V149H106V150H102L101 152L103 153L104 151H105V156H106V158H108L109 159V157H110V155L112 156L113 155V157H111L109 160H115V161H117L116 159H118L119 161L117 162V164H116V166H115V168L116 167H119V169L121 168V167H123V166H121V165H119L120 163H121V161H123L122 159H119V158H122V155H123V153H124V150L122 151L121 149L122 148H120L119 147V145H121L120 144V142L118 141V144H117V142L116 141H113ZM140 140H141V142H140ZM211 142H210V141ZM212 140H213V142L214 143H212ZM152 141V142H151ZM220 141V142H219ZM161 142L163 143V146H161ZM242 142V141H241ZM241 142L240 143H237V146L234 148V149H232L233 151H231V149L230 150H227V148L225 147H220V148H216V151H214V152H212L213 153V155H214V153L216 154V159H213L214 158V156H213V158H211V160L213 159V162L215 161V163L213 164L214 166L212 167L213 169H212V174L211 175H213L214 176V174H215V176L217 175V176H219V177H221L222 176V174L224 173V171L223 170H225V168L227 167H230V166H232V167H234L233 169H235L236 170V172H239L237 169H239V168H241V166L243 165H245V163L244 162H248V161H250V160H255V159H258L259 157L260 158H262V160L264 161V154L262 155V153H264V150H262L263 152L262 153H257L256 151H254V152H256L257 154H254V155H252V157H251V154L249 153V155H250V157H249V155H247L246 156V158L243 160V158L241 159V158H239V154H238V151L240 150V148H242V144H241ZM134 143V142H133ZM140 143H142V144H140ZM224 143V142H223ZM222 143V144H223ZM242 143H244V142H242ZM150 144V145H149ZM154 144H156L155 146H154ZM169 143H168V145H170ZM240 144H241V146H240ZM144 145L146 146V145H148L149 146V149H150V151L152 152V153H150L149 155H151L150 157H145V149H144ZM153 145V146H152ZM172 145V144H171ZM224 145V144H223ZM117 146V147H116ZM142 146V147H141ZM150 146H152L153 148L155 147V149H156V152H158L157 154L155 153V157L153 156V154H154V152H155V149H154V151L152 150V148L150 147ZM167 146V145H166ZM165 146V147H166ZM214 146V147H213ZM225 146V145H224ZM165 147L163 148V150L165 149ZM168 147H170V146H168ZM168 147H166V148H168ZM210 147V148H209ZM101 148V149H100ZM112 148V149H111ZM224 148V149H223ZM263 148H264V145H263ZM113 149H114V152H112L113 151ZM116 149V150H115ZM146 149H148V148H146ZM148 149V150H149ZM205 149H204V151L203 152H205ZM210 149V150H209ZM109 150H110V152H109ZM158 150V151H157ZM166 150V149H165ZM175 150V149H174ZM120 151V152H119ZM136 151H138L137 149H136ZM138 151V152H139ZM149 151V152H150ZM221 151V152H220ZM223 151H224V153H225V156H223L224 155V153H223ZM226 151H230L229 152V154H228V152L226 153ZM106 152H109V155H108V153L106 154ZM146 152H148V151H146ZM176 152L178 153V150H176ZM181 152L182 151H179V153L178 154H181ZM202 152V153H203ZM234 152V153H233ZM237 152V153H236ZM259 152H261V151H259ZM114 153V154H113ZM120 153H121V156H120ZM144 153V154H143ZM173 153V155H174V153L175 152H172ZM218 153H221V155L219 154L218 155ZM253 153V152H252ZM139 153H135V156L137 157V156H140V155H138ZM166 154H168V155H166ZM182 154H184L185 155V153H183L182 152ZM181 154V155H182ZM207 154H205L206 155V157L207 158H209L208 160L210 161V157H208V155ZM234 154V155H233ZM236 154V155H235ZM259 154H261V155H259ZM126 154H124V156H125ZM148 155V156H149ZM162 155H166V156H162ZM172 155V154H171ZM172 155V156H173ZM187 155V154H186ZM200 155V154H199ZM227 155H228V157L229 158H227ZM231 155V156H230ZM153 156V157H152ZM168 156V157H167ZM183 156V155H182ZM188 156V155H187ZM186 156V157H187ZM256 156H258V157H256ZM262 156V157H261ZM117 157V158H116ZM165 157H167L166 159H165ZM170 157V158H169ZM206 157L204 158L202 155H201V160L202 161H205V159H206ZM221 157V158H220ZM223 157V158H222ZM254 157V158H253ZM141 158H143V157H141ZM151 158V159H150ZM152 158H153V160H152ZM198 158H199V156H198ZM204 158V159H203ZM218 158V159H217ZM226 160H225V159ZM248 158H250V160L248 159ZM220 159V160H219ZM223 161H222V160ZM227 159H228V161H227ZM230 159V160H229ZM236 159V160H235ZM193 160V159H192ZM191 159H190V161H191V163L194 161H192ZM198 160H200V158L198 159ZM207 160V161H208ZM217 160H219V161H217ZM259 160V159H258ZM162 161V162H161ZM189 161V162H190ZM207 161H205L206 163H207ZM220 161H221V163H220ZM229 161H230V163H229ZM232 161H233V163H235V164H233L232 163ZM166 162H167V164H166ZM205 162H203V165L201 164V163H199V165H200V167L202 168V170H203V172L206 174V175H208V172H209V170H208V172H206V170H205V168L203 167L206 163ZM217 162V163H216ZM226 162H227V164H226ZM240 162V163H239ZM119 163V164H118ZM148 163H145V164H148ZM164 163V164H163ZM210 163V162H209ZM222 163H224L223 165H227V166H224L223 167V165H222ZM238 163H239V165H238ZM122 164H124V163H122ZM162 164V165H161ZM208 164V163H207ZM217 164V165H216ZM233 164V165H232ZM159 165V166H158ZM161 165V166H160ZM211 165V164H210ZM221 165H222V167H221ZM228 165H230V166H228ZM163 166V167H162ZM173 168H172V167ZM206 166V165H205ZM212 166V165H211ZM211 166H210V168H211ZM216 166L219 168V167H221L220 169H218L217 170V168H216ZM242 166V167H243ZM246 166V165H245ZM124 167H125V165H124ZM123 167V168H124ZM139 167V166H138ZM158 167H162V169H161V171L159 170L160 168H158ZM168 167V168H167ZM195 167V166H194ZM197 167V166H196ZM209 167V166H208ZM208 167H207V169H208ZM216 169H215V168ZM93 168V167H92ZM91 168V169H92ZM123 168H121L120 170L122 171V169ZM150 170H149V169ZM156 168H158V170L156 169ZM190 169V168H192V169H194V172H192L191 170H188V169ZM223 168V169H222ZM231 168V167H230ZM147 169V170H146ZM163 169L165 170L166 169V171H164V173H163ZM215 169V170H214ZM244 169H246V168H244ZM148 170H149V172H148ZM155 170V171H154ZM171 170V171H170ZM186 170V171H185ZM198 170H200V169H198ZM222 172H221V171ZM234 170V171H235ZM241 170H242V168H241ZM159 171V172H158ZM192 172V174H191V172ZM211 171V170H210ZM213 171H216V172H213ZM225 171H227V170H225ZM231 171H233V170H231ZM234 171L232 172V174H235L234 173ZM128 172V171H127ZM146 174H145V173ZM176 172V173H175ZM201 172V171H200ZM199 172V173H200ZM219 174H218V173ZM221 172V173H220ZM230 172V171H229ZM156 173V174H155ZM162 173V174H161ZM170 173V174H169ZM172 173V174H171ZM182 173V174H181ZM188 173H190V175H187ZM203 173V174H204ZM228 173V172H227ZM227 173H225V174H227ZM163 174H164V176H163ZM176 174V175H175ZM181 174V175H180ZM210 174V173H209ZM224 174V175H225ZM140 175V176H139ZM147 175V176H146ZM162 175V176H161ZM170 177H169V176ZM178 175V176H177ZM179 175L180 176H182L183 178H185L184 176H188V177H186V181H185V179H183L182 177H181V179H183V180H181V179H178V177H179ZM230 175H231V173H228V176H227V178H226V180H228L227 182H225V183H231L232 181H233V179H229V178H232V177H230ZM157 176H158V178H157ZM160 176H161V178H160ZM174 177V179H173V177ZM216 176V177H217ZM146 177H148V178H146ZM154 177H156V178H154ZM176 177V178H175ZM223 177V176H222ZM146 178V179H145ZM165 178V179H164ZM172 178V179H171ZM215 178V177H214ZM129 179H130V175H129ZM170 179H171V181H170ZM131 180V181H132ZM141 180H143V182L144 183H142L141 182ZM149 180V182H152V184L151 183H149L148 182V184L147 183H145V182H147V181ZM151 180V181H150ZM180 180V181H179ZM218 180V179H217ZM130 181V182H131ZM168 181V182H167ZM174 182V184H173V182ZM177 181V182H176ZM157 182V183H156ZM159 182H161V183H159ZM176 182V183H175ZM132 183H130V186H131V184ZM142 183V184H141ZM159 183V184H158ZM181 185H180V184ZM143 184H147V185H143ZM169 184V185H168ZM240 184H241V182H240ZM155 185V186H154ZM170 185H172V186H170ZM217 185V184H216ZM145 186V187H144ZM146 186H147V188H146ZM161 186L162 187H164V191H162V188H161ZM187 186V187H186ZM190 186V187H189ZM135 188V192H133V189ZM144 189V191H143V189ZM152 188H153V190H152ZM154 188H156V190L154 189ZM132 189V191H130V190ZM138 189V190H137ZM145 189H147V190H145ZM166 189H168L167 191H166ZM193 190V189H192ZM123 191V192H122ZM140 191V192H139ZM154 191H156V192H154ZM159 191V192H158ZM173 191V192H172ZM128 192V193H127ZM130 192V193H129ZM131 192L132 193H134V194H136V195H134V194H131ZM137 192V193H136ZM138 192H139V194H138ZM142 192V193H141ZM172 192V193H171ZM176 192V191H175ZM179 192H181L180 190H179ZM194 192V191H193ZM122 193V194H121ZM124 193V194H123ZM141 193V194H140ZM146 193V194H145ZM154 193V194H153ZM162 193V194H161ZM165 193H166V195H165ZM171 193V194H170ZM192 193V194H191ZM119 194V195H118ZM186 194V195H185ZM124 195H126L125 197H124ZM160 195V196H159ZM163 195V196H162ZM175 195V194H174ZM259 194H257V196H258ZM141 196H142V198H141ZM145 196H147V197H145ZM155 196V197H154ZM169 196H171L170 198H169ZM256 196V197H257ZM262 195H259L258 197H261ZM28 197H31V196H28ZM99 197H100V199H102V201H103V203H104V206L107 204V210H106V212L105 213H103V212H101V213H99V216L97 215V213L98 212H96V213H94L93 212V209L95 208V206L93 205L94 204V202H96V203H98L99 201ZM122 197V198H121ZM157 197V198H156ZM160 197H162V198H160ZM187 199H186V198ZM264 197V196H263ZM123 198H124V201H123ZM133 198V199H132ZM153 198H155V200L153 199ZM160 198V199H159ZM68 199V200H67ZM127 201H126V200ZM143 199H144V201H143ZM262 200H260V199H258L257 200V198H256V201H257V204H258V201L260 200V202H259V204H260V206L262 205V208L260 207V206H258V208H260L261 210L259 211V213L261 214H259L260 215V217H259V215H256L257 216V218H255V219H260V221L258 222L257 220V222L256 223H254V226L256 225V227L255 228H252V230H255V229H257L256 231H255V233H257V235L256 236H258V234L259 233H261V234H259V236H258V238L259 239H262V241L264 240V198H261ZM140 200V201H139ZM173 202V203H170L171 201ZM141 201H142V204L143 203H145L146 204V206H147V203H146V201L147 202H149L148 203V206H156V208L154 209V207H151V208H153L154 209V215H153V213L152 212H150V211H152V210H148L149 212H150V214L146 211V208H149V209H151L150 207H146L145 208V205L143 204V205H141ZM152 201V202H151ZM155 201H157L156 203H155ZM168 201V202H167ZM93 202V203H92ZM105 202H106V204H105ZM139 202V203H138ZM150 202H151V204L153 203H155V205H151L150 204ZM123 203V204H122ZM130 203V204H129ZM134 203H136L135 205H134ZM166 203H168V204H166ZM215 203H217V209L215 210V211H221V212H223L222 210H225V208L227 207V206H224L225 204L224 203H222V202H215ZM109 204V205H108ZM119 204H120V207H119ZM127 204H128V206H127ZM137 204H138V206H142V207H144V209L142 210L143 212H144V214H143V212L142 213H139V211L138 210H140V209H142V208H139L138 210L136 209V206H137ZM140 204V205H139ZM157 204H159V206H158V208H157ZM224 204V205H223ZM125 205H126V207H125ZM68 206V207H67ZM93 206V207H92ZM130 206V207H129ZM162 206V207H161ZM174 206H176L175 204H174ZM67 207V208H66ZM112 207V208H111ZM164 207H167V208H165V210H164ZM224 207V208H223ZM46 208V207H45ZM161 208V209H160ZM163 208V209H162ZM5 209H6V213L8 214V216L6 215V217H5V219L4 218H2V216H1V214H0V219L2 218V221H5V223H3L1 220H0V223H3L2 225H6V223L8 222V220H7V217H9V220H10V222H12V218H17L16 217V215H14L15 213L14 212H10L11 214H9V212H7V207H5ZM60 209H61V212H60ZM92 209V210H91ZM132 210V211H128V210ZM173 209V210H172ZM2 210H4V208L2 209ZM9 210V209H8ZM11 210V209H10ZM9 210V211H10ZM70 211V214L68 215V213H69V211ZM76 210V211H75ZM115 210V211H114ZM137 210V211H136ZM163 210V211H162ZM67 211V212H66ZM108 211V212H107ZM114 211V212H113ZM123 211H125V212H123ZM135 211V212H134ZM263 213H262V212ZM5 212V211H4ZM92 214H91V213ZM115 212H117V213H115ZM128 212H130V213H128ZM141 212V211H140ZM145 212H147V213H145ZM161 212V213H160ZM163 212V213H162ZM172 212H174V214L172 213ZM186 212V211H185ZM188 212V211H187ZM192 212V211H191ZM191 212H189V214L191 213ZM218 212V213H219ZM220 212V213H221ZM44 213V212H43ZM43 213H41L42 215H43ZM66 213V214H65ZM78 213V214H77ZM110 213V214H109ZM120 215H119V214ZM138 213L139 214H142V215H145V214H149L147 217H149L150 216V218L152 217L151 216V214L153 215V216H155V217H153V218H151L152 219V221H150V220H146L145 221V216H144V219H143V216L142 215H138ZM193 213V212H192ZM217 213V215H218V217H219V214ZM56 214L59 216V217H57L56 216ZM74 214H76L77 215V218L76 217H74V216H76V215H74ZM80 214H82V215H80ZM85 214V215H84ZM87 214V215H86ZM113 216H112V215ZM124 214V215H123ZM126 214V215H125ZM129 214H130V216H129ZM132 214V215H131ZM135 214H137V215H135ZM163 214V215H162ZM167 214H168V216H167ZM184 214H186L187 215V217H188V215L189 214H187V213H184L183 212V215ZM211 215H213L212 213H210ZM258 214V213H257ZM10 215V216H9ZM12 215H14L13 217H12ZM71 215V216H70ZM103 215V216H102ZM117 215V216H116ZM166 215V216H165ZM173 215V216H172ZM192 215H195L194 213L193 214H191V217L192 218H195V217H193ZM209 215V214H208ZM211 215L209 216L210 218H211ZM262 215H263V217H262ZM67 217V220H66V217ZM96 216H98V218L96 217ZM123 216V217H122ZM129 216V217H128ZM215 216V215H214ZM19 217V216H18ZM73 220V222L71 221V219ZM116 217V221H115V218ZM122 217V218H121ZM131 217V218H130ZM132 217H135L134 218V220H135V222L133 223L131 220H133V218ZM176 217V216H175ZM174 217V218H175ZM186 217V216H185ZM190 217V216H189ZM188 217V220L187 221H192L193 219H190ZM259 217V218H258ZM11 218V219H10ZM53 218V217H52ZM95 218V219H94ZM97 218V219H96ZM109 218V219H108ZM120 218V219H119ZM124 218V219H123ZM140 218H142V219H140ZM168 218V219H169ZM173 218V219H174ZM178 218V216L175 218V220ZM45 219V220H44ZM93 221H92V220ZM111 219V220H110ZM127 219V220H126ZM138 219V220H137ZM140 219V220H139ZM187 219V218H186ZM213 220L215 219V217H213L212 218ZM255 219H254V221H255ZM263 219V220H262ZM46 220H47V222H46ZM78 220V221H77ZM86 220H88V221H86ZM133 220V221H134ZM183 220H184V218H183ZM262 220V221H261ZM69 222L70 221V223H66V222ZM98 222V224H97V222ZM101 221V222H100ZM125 223H124V222ZM140 221V222H139ZM145 221V222H144ZM150 221V222H149ZM9 222V223H10ZM109 222V223H108ZM113 222V223H112ZM119 222V223H118ZM130 222V223H129ZM148 222H149V224H148ZM261 222V225H259V226H257V224H259ZM66 223V224H65ZM78 223V224H77ZM103 223V224H102ZM133 225H132V224ZM137 223V224H136ZM145 223V224H144ZM167 223H171V222H167ZM166 223V224H167ZM172 223H173V221H172ZM176 223V222H175ZM174 223V224H175ZM178 223H180L181 224V221L178 219V221H177V223H176V226H177V224ZM49 224V225H48ZM53 224V225H52ZM63 224H65V225H63ZM67 224H70L69 226L67 225ZM95 224V225H94ZM97 224V225H96ZM112 224V225H111ZM120 225L121 227V229L120 228H118V227H116L115 225ZM125 224V225H124ZM131 224V225H130ZM142 224H143V226H142ZM164 224V225H163ZM180 224H179V226L178 227H180ZM1 225V224H0ZM1 225V226H2ZM61 225V226H60ZM85 225V226H84ZM127 225V226H126ZM128 225H130V226H128ZM137 225H139V227L137 226ZM150 225V226H149ZM168 225V224H167ZM0 226V227H1ZM52 226H53V228H52ZM92 226V227H91ZM137 227V229H136V227ZM175 226V225H174ZM4 227V226H3ZM7 227V226H6ZM49 227V228H48ZM63 227V228H62ZM68 227V228H67ZM128 227V228H127ZM132 227V228H131ZM259 227H262L263 229H259ZM51 228H52V230H51ZM65 228V229H64ZM118 228V229H117ZM124 228V229H123ZM127 228V229H126ZM142 228V230H143V233H142V230H140ZM146 228V229H145ZM154 228V229H153ZM162 228H165V230L163 229V231L162 230H160V229H162ZM175 228V227H174ZM2 230H3V233L5 234H3L2 232H1V236H0V246H1V250L3 251V249H4V251L5 252H7L9 255H10V253H11V255H13L12 254V247H11V245L14 243V241H15V239H14V237H15V234H13V236H12V232H8V227L7 228H1ZM7 229V230H6ZM62 229V230H61ZM75 229L77 230L76 232H75ZM128 229H130V230H128ZM132 229H133V231H132ZM169 231H168V230ZM47 230V231H46ZM78 230H81L82 231V233L81 232H79ZM85 230V231H84ZM93 230V231H92ZM114 230H116V231H114ZM134 230H136L135 232H134ZM148 230V231H147ZM46 231V232H45ZM51 231V232H50ZM57 231H60L59 233L57 232ZM73 231H74V233H73ZM87 231V233H85ZM92 231V232H91ZM100 232L101 231V236H99V235H97V232ZM128 231V232H127ZM145 231V232H144ZM151 231H153V232H151ZM157 231V232H156ZM160 231V232H159ZM161 231L163 232V233H161ZM171 231H173V232H171ZM44 232H45V234H44ZM69 232H70V234H69ZM166 232V234H164ZM170 232V233H169ZM181 232H183V230L181 229ZM10 233V234H9ZM71 233H73L72 234V237L69 239V236H71ZM91 233V234H90ZM3 234V235H2ZM44 234V236H42ZM46 234H48V235H46ZM57 234H59L60 236L58 237V235ZM94 234V235H93ZM127 234V235H126ZM136 235V236H133V235ZM142 234H143V236H142ZM157 234V235H156ZM160 234H163V235H165V236H161ZM168 234V235H167ZM69 235V236H68ZM137 235L139 236V237H137ZM154 235H156L155 237H154ZM4 236H5V238H4ZM6 236H7V238H6ZM8 236H11L10 238L8 237ZM17 236V235H16ZM78 236V237H77ZM83 236L85 237V238H83ZM87 236H88V238H87ZM90 236H91V238H90ZM96 236V237H95ZM133 236V237H132ZM160 236V237H159ZM40 237V238H39ZM82 237V238H81ZM93 237V238H92ZM128 237V238H127ZM150 237H151V240H150ZM153 237V238H152ZM162 237H167V238H165L164 240L162 239ZM172 237H174V236H172ZM50 238H52V239H54V240H52V242L53 243H51V240H50ZM63 238V239H62ZM73 238H74V240H73ZM111 238V239H110ZM125 238V239H124ZM130 238H132V240L130 239ZM140 239V241H144L145 239H143V238H146V240L144 241V243L143 242H141V246L139 245L140 244V241L138 240V239ZM161 238V239H160ZM168 238H170L169 240H171V241H168L167 242V240H168ZM35 239V240H36ZM49 241H48V240ZM60 239V240H59ZM83 239H84V241H83ZM91 239H92V241H91ZM96 239V240H95ZM127 239V240H126ZM180 239V240H179ZM2 240V241H1ZM8 240H10V241H8ZM13 240V241H12ZM45 240H46V242H45ZM69 240V241H68ZM72 240H73V242H72ZM123 240V241H122ZM129 240H130V242H129ZM135 240V241H134ZM153 240H154V242H153ZM161 240V241H160ZM162 240L163 241H165V242H162ZM55 241V242H54ZM78 241H80V243L78 242ZM82 241V242H81ZM103 241V242H102ZM127 241H128V243H127ZM188 241H190V242H188ZM5 244H4V243ZM10 242V243H9ZM49 242V243H48ZM58 242V243H57ZM76 242H78V243H76ZM84 242V243H83ZM157 242V243H156ZM158 242H159V244H158ZM1 243H3V245H1ZM88 243H89V245H88ZM122 243V244H121ZM135 243V244H134ZM137 243V244H136ZM163 243V244H162ZM172 243V244H171ZM174 243V244H173ZM56 244V245H55ZM61 244V245H60ZM81 244V245H80ZM85 244V245H84ZM149 244V245H148ZM166 244V245H165ZM48 245V246H47ZM50 245V246H49ZM55 245V246H54ZM59 245V246H58ZM80 245V246H79ZM85 247H84V246ZM92 245V246H91ZM124 245H125V247H124ZM134 245V246H133ZM157 245V246H156ZM163 245V246H162ZM190 245V246H189ZM54 246V247H53ZM86 246H88V247H86ZM99 246V247H98ZM124 248H123V247ZM131 248H130V247ZM146 246V247H145ZM5 247V248H4ZM8 247V248H7ZM59 247V248H58ZM62 247V248H61ZM76 247V248H75ZM81 247V248H80ZM90 247V248H89ZM101 247V248H100ZM103 247V248H102ZM118 247V248H117ZM129 247V248H128ZM138 247H140V249L138 248ZM151 247H153V248H151ZM160 247V248H159ZM163 247V248H162ZM176 247V248H175ZM195 247V248H194ZM56 248V249H55ZM75 248V249H74ZM106 248V249H105ZM109 248V249H108ZM147 248V249H146ZM155 248H157V250L155 249ZM165 248V249H164ZM171 250H170V249ZM10 249H11V251H10ZM74 249V250H73ZM81 249V250H80ZM84 249V250H83ZM98 249V250H97ZM108 249V250H107ZM115 249V250H114ZM119 249V250H118ZM132 249V250H131ZM144 249V250H143ZM158 249L160 250V251H158ZM104 252H103V251ZM129 250H131V251H129ZM139 250V251H138ZM143 250V251H142ZM150 250V251H149ZM80 251L83 253H85V252H87V253H83V255H85V257L83 256L82 258H81V254H80ZM91 251H93V252H91ZM128 251V252H127ZM157 251V252H156ZM164 251V252H163ZM54 252V253H53ZM96 252V253H95ZM169 252V253H168ZM126 253V254H125ZM140 255H139V254ZM70 254V255H69ZM73 254V255H72ZM79 254L81 255V256H79ZM102 254V255H101ZM106 254V255H105ZM122 254V255H121ZM170 254V255H169ZM23 255H25V254H23ZM60 255H61V257H60ZM81 258V259H83V258H85L84 260H75V259H78V256ZM89 255V256H88ZM104 255V256H103ZM109 255V256H108ZM113 255V256H112ZM119 255V256H118ZM144 255V256H143ZM146 255V256H145ZM169 255V257H167ZM173 255V256H172ZM196 255V256H195ZM202 255V256H201ZM25 256H28L27 254L25 255ZM24 256V258H26ZM55 256V257H54ZM129 256H131V257H129ZM143 256V257H142ZM22 257V256H21ZM21 257H19V258H17V259H19V260H14L13 262H11L10 264H15V262H16V264H22V261H23V264L25 263V264H31V262H28V260H27V258H26V260H23ZM69 257L71 258V261H70V259H69ZM73 257V258H72ZM87 257V258H86ZM117 257V258H116ZM128 257V258H127ZM133 257V258H132ZM146 257V258H145ZM162 257L164 258V259H162ZM21 258V259H20ZM60 258H61V260H60ZM171 258V259H170ZM34 259H37L36 258V256H35V258ZM41 260H42V258H40ZM54 259V260H53ZM57 259V260H56ZM91 259V260H90ZM107 259V260H106ZM109 259V260H108ZM112 259V260H111ZM115 259V260H114ZM125 259H127V261L124 263V261H125ZM135 259V260H134ZM151 259V260H150ZM154 259V260H153ZM39 259H37V261L34 263V264H37V263H39V261L41 262V260H39ZM52 262H51V261ZM56 260V261H55ZM98 260H101V261H105V262H102V263H98ZM147 260V261H146ZM21 261V262H20ZM83 261V262H82ZM113 261V262H112ZM115 261H116V263H115ZM120 261V262H119ZM135 262V263H133V262ZM143 261V262H142ZM152 261V262H151ZM154 261H156L155 263H154ZM162 263H161V262ZM195 261V262H194ZM201 261V262H200ZM34 262V261H33ZM55 262V263H54ZM149 262V263H148ZM40 264V263H39ZM41 264H42V262H41Z\"/></svg>", "mask_w": 264, "mask_h": 264}, {"label": "snow or ice", "instance_id": "3", "mask_svg": "<svg viewBox=\"0 0 264 264\" xmlns=\"http://www.w3.org/2000/svg\"><path fill=\"white\" fill-rule=\"evenodd\" d=\"M212 233L208 232L205 233V235H211ZM260 251H261V255L262 257H264V244L260 245ZM261 264H264V258L261 259Z\"/></svg>", "mask_w": 264, "mask_h": 264}]
</instances>
